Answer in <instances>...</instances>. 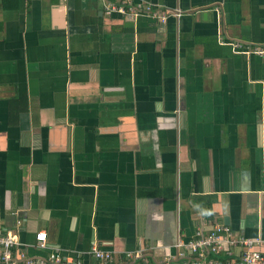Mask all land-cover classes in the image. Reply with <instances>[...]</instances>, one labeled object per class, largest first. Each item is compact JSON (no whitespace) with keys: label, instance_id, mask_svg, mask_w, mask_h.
<instances>
[{"label":"crops","instance_id":"crops-1","mask_svg":"<svg viewBox=\"0 0 264 264\" xmlns=\"http://www.w3.org/2000/svg\"><path fill=\"white\" fill-rule=\"evenodd\" d=\"M105 1L120 2L0 0V233L15 257L98 264L97 247L156 264L215 225L264 238V0H132L164 22Z\"/></svg>","mask_w":264,"mask_h":264},{"label":"built area","instance_id":"built-area-1","mask_svg":"<svg viewBox=\"0 0 264 264\" xmlns=\"http://www.w3.org/2000/svg\"><path fill=\"white\" fill-rule=\"evenodd\" d=\"M105 12H114L129 17L149 15L165 21L170 13L158 14L152 11L149 5L135 4L132 0H120L119 3L105 1ZM143 7V8H142ZM220 43L231 44L238 53H249L251 49H242L238 42H229L219 37ZM253 52L264 53V48L255 47ZM36 247L47 248V232L39 230L36 235ZM15 236L11 233H0V264H82L79 260L63 257L58 251H51L46 257H30L21 253L20 258L15 257L13 248L17 244ZM181 251L175 257L164 259L156 264H264V238L244 237L234 235L227 225H215L213 229L204 233L197 230L188 242H178ZM239 247L241 251L234 255L230 247ZM90 253L97 259L98 264H114L117 259L114 254L93 247ZM225 254V260L221 255ZM130 258V253L126 254ZM224 260V261H223Z\"/></svg>","mask_w":264,"mask_h":264}]
</instances>
